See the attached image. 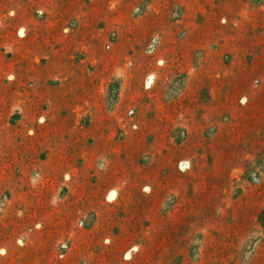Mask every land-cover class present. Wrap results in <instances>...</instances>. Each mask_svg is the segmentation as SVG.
<instances>
[{"label": "rangeland", "instance_id": "rangeland-1", "mask_svg": "<svg viewBox=\"0 0 264 264\" xmlns=\"http://www.w3.org/2000/svg\"><path fill=\"white\" fill-rule=\"evenodd\" d=\"M0 264H264V0H0Z\"/></svg>", "mask_w": 264, "mask_h": 264}]
</instances>
